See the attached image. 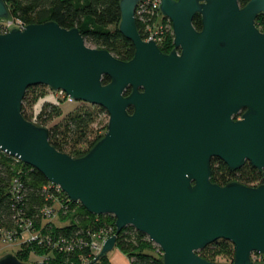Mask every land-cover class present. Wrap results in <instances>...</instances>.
<instances>
[{
  "label": "water",
  "instance_id": "water-1",
  "mask_svg": "<svg viewBox=\"0 0 264 264\" xmlns=\"http://www.w3.org/2000/svg\"><path fill=\"white\" fill-rule=\"evenodd\" d=\"M138 1L119 0L118 30L134 48L127 62L53 21L0 34V151L89 214L114 218L115 235L89 264L126 227L161 250L162 264H223L197 255L218 240L234 247L228 264H261L253 255L264 256V33L255 20L264 0H160L172 27L167 55L141 39ZM8 18L0 0V20ZM35 86L105 110L104 136L80 157L57 151L48 129L22 116ZM212 159L230 172L248 163L262 183L214 184ZM0 264L26 263L7 253Z\"/></svg>",
  "mask_w": 264,
  "mask_h": 264
},
{
  "label": "trees",
  "instance_id": "trees-1",
  "mask_svg": "<svg viewBox=\"0 0 264 264\" xmlns=\"http://www.w3.org/2000/svg\"><path fill=\"white\" fill-rule=\"evenodd\" d=\"M3 1L9 16L23 25L53 21L64 29L77 28L84 40L98 49L107 50L120 61L127 62L133 57L134 48L131 42L125 39L118 30L119 0ZM248 1L238 0V3L240 7H243ZM192 25L196 30L201 29L199 16H195ZM255 25L264 33V16L259 15L255 20ZM136 27L142 36L138 24ZM0 34H2L1 30ZM172 38L173 36L169 35L160 50L166 52L171 49ZM108 82V77L104 76L102 83L107 84ZM38 87L44 86L28 88L22 101L21 113L27 121L24 103L28 104L36 99L32 97L30 100L29 96H33L32 91ZM101 111L105 112L102 108ZM51 112L44 121L50 119L51 116L61 115L59 109H52ZM95 119L96 112L89 107L72 110L61 119L58 125L48 128L50 145L71 157L83 156L103 137L92 128ZM243 167L236 172H230L221 161L213 159L210 181L219 186L224 185L228 176L241 174ZM253 172L257 176L246 182L248 184L262 183L261 173L254 168ZM56 205L58 211L65 209L69 211L68 214L72 212L71 220L65 226H55L50 221L52 217H47L44 213L47 208L53 210L54 214L58 213ZM24 223L30 232L37 233L41 239L50 243L47 246L39 245V242H29L20 246L13 255L26 264H29L27 258L30 251L38 254L49 253L51 264H64L65 261L78 259L79 254L86 255L88 251H74V241L87 238L88 233L98 231L105 226L114 227L112 217L89 214L79 203H72L63 192L57 191L37 170L0 151V235L18 236L22 229L20 226ZM69 246H71V251H67ZM155 248L147 237L131 227L124 228L116 236L115 249L127 258L129 264H162V257L156 252L159 249ZM197 255L210 262L228 264L233 261L234 247L228 241L218 240L198 251ZM96 264H110L108 255L101 257ZM261 264H264V256L261 257Z\"/></svg>",
  "mask_w": 264,
  "mask_h": 264
},
{
  "label": "rangeland",
  "instance_id": "rangeland-1",
  "mask_svg": "<svg viewBox=\"0 0 264 264\" xmlns=\"http://www.w3.org/2000/svg\"><path fill=\"white\" fill-rule=\"evenodd\" d=\"M19 23H20L19 21L9 16L7 20H0V30L6 31L12 27H15V25L17 26V24ZM84 42H85L86 47L91 48V49H98L92 44L88 43L86 40H84ZM32 92H33V96L30 95L29 99L32 100V97L36 99H34L33 102H30L28 104L24 103L25 114L29 122H32L36 125L41 124L40 126H44L45 128L48 129L54 125H58L61 119L67 113L71 112L72 110L76 108L82 109V108L89 107L91 110H94L96 112V119H95L94 124L92 125L93 130H95L97 134L103 135V136L106 133L109 118L106 112L101 111L100 107L88 105L83 102L71 101L65 94L53 93L50 89H48L45 86L38 87L34 89ZM52 109L53 110L59 109L61 112V115L58 117L51 116L50 119L44 121V119L47 118L48 113L51 112ZM215 166L216 165L214 163V167ZM220 171H221V168H220ZM256 176L257 175H255V173L253 172V168H251L249 164H247L243 167L241 174H238L236 176H228L225 180L224 185H226L229 182H238L248 187H257L261 183L254 182V183L248 184L246 182L248 179L256 177ZM224 185H221V186H224ZM55 208L57 210L58 206L56 205ZM74 211H75V208H74ZM68 212L65 209L59 210L58 213L55 212V214L52 216L50 220L51 223L58 227L67 225L70 222L71 215H72V212H70L69 214ZM22 239H18L12 243H1L0 242V257H2L3 255L7 253L13 254L16 251H18L19 247L22 246L24 243L26 244L29 243V241L25 242V240L27 239L26 235ZM153 247L155 248L156 246L153 244ZM156 252H158V254H160L162 257V252L160 249L156 250ZM116 253L122 255L118 250L114 249L113 251L108 253V259L110 260L113 257V255ZM122 257L125 258L124 255H122ZM253 259L256 262L261 263V258L258 255H253ZM27 262H29V264H51L52 260L49 258V253L43 252V253L38 254V253L30 251L29 257L27 258ZM79 262L80 261L78 259H72L70 261H65L64 264H79Z\"/></svg>",
  "mask_w": 264,
  "mask_h": 264
},
{
  "label": "built area",
  "instance_id": "built-area-1",
  "mask_svg": "<svg viewBox=\"0 0 264 264\" xmlns=\"http://www.w3.org/2000/svg\"><path fill=\"white\" fill-rule=\"evenodd\" d=\"M160 4H161L160 0H141L139 3H137L135 10L136 20L142 27V36H141L142 40L144 42H149L153 40L156 46H161L164 43L165 37L167 35H172V27L170 21L166 18L161 19L159 17ZM24 26L25 25L21 23L17 24V26L15 25V27L20 29H23ZM1 31L2 34L8 32V30L6 31L1 30ZM52 92L58 94H64L61 91L58 92L52 91ZM50 185L54 186L57 191L62 192L58 186L53 185L51 183ZM44 213L47 217H52L54 215L53 210H51L50 208L45 209ZM20 228L22 229L20 230L19 232L20 234L18 236L16 235L12 236V234L0 235V242L12 243L18 239H22L26 235L27 239L25 241L39 242L38 243L39 245H44V244L47 246L50 245V243L46 242L45 239H41V237L37 233L30 232L26 223L20 226ZM114 228L115 225L114 227L108 225L103 228H100L98 231L88 233L87 238H79L76 241H74V251L75 250L88 251L86 255L79 254L78 256V260L80 261L79 264H89L95 260L97 255H99L105 241L108 238L115 235ZM67 251H71V246L67 248ZM259 257L261 258V256Z\"/></svg>",
  "mask_w": 264,
  "mask_h": 264
},
{
  "label": "flooded vegetation",
  "instance_id": "flooded-vegetation-1",
  "mask_svg": "<svg viewBox=\"0 0 264 264\" xmlns=\"http://www.w3.org/2000/svg\"><path fill=\"white\" fill-rule=\"evenodd\" d=\"M139 1H141V0H139ZM139 1H138V2H139ZM135 10H136V7H135ZM134 17H135V22H136V24H138L139 28L141 29V33H142V27H141V25L138 23V21L136 20L135 13H134ZM137 30H138V29H137ZM198 31H199V30H198ZM138 33H139V32H138ZM139 35H140V33H139ZM168 36H169V35H167V36L165 37L164 43H166V40H167V37H168ZM172 36H173V35H172ZM140 37H141V36H140ZM141 39H142V38H141ZM164 43H163V44H164ZM163 44H162V45H163ZM162 45H161V46H162ZM161 46H157V47L159 48V50H160V47H161ZM172 49H173V38H172V48L169 49V50L166 51V52H164V51H162V50H160V51H161L162 54L167 55V54H169V53L172 51ZM177 53L180 54V50H179V49L177 50ZM127 93H129V91H127ZM239 118H240V117H237V118H235V120H238ZM212 160H213V159H212ZM212 160H211V161H212ZM246 164H248V163H246ZM246 164H245V165H246ZM245 165H244V166H245ZM237 171H238V170H237ZM235 172H236V171H235ZM240 184H241V183H240Z\"/></svg>",
  "mask_w": 264,
  "mask_h": 264
},
{
  "label": "crops",
  "instance_id": "crops-1",
  "mask_svg": "<svg viewBox=\"0 0 264 264\" xmlns=\"http://www.w3.org/2000/svg\"><path fill=\"white\" fill-rule=\"evenodd\" d=\"M123 255V254H122ZM120 254H114L110 259V264H129L127 258L122 257Z\"/></svg>",
  "mask_w": 264,
  "mask_h": 264
}]
</instances>
